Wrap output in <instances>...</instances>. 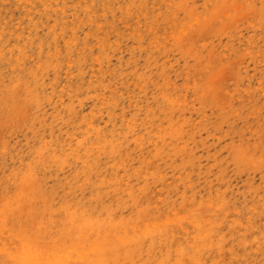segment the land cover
<instances>
[{
  "label": "rangeland",
  "instance_id": "1",
  "mask_svg": "<svg viewBox=\"0 0 264 264\" xmlns=\"http://www.w3.org/2000/svg\"><path fill=\"white\" fill-rule=\"evenodd\" d=\"M23 252L264 264V0H0V263Z\"/></svg>",
  "mask_w": 264,
  "mask_h": 264
},
{
  "label": "bare ground",
  "instance_id": "2",
  "mask_svg": "<svg viewBox=\"0 0 264 264\" xmlns=\"http://www.w3.org/2000/svg\"><path fill=\"white\" fill-rule=\"evenodd\" d=\"M193 215V214H192ZM160 222V221H159ZM141 226V225H140ZM172 229V228H171ZM193 229V228H192ZM187 230V229H186ZM204 232V231H203ZM188 238V237H187ZM196 238V237H195ZM194 238V239H195ZM92 245H94V244H92ZM112 245V244H111ZM100 246V245H99ZM97 244L96 245H94L93 246V249H99L100 247H99ZM114 246V245H113ZM108 248V247H107ZM73 249V248H72ZM91 249H92V247H91ZM27 250H28V248H27ZM45 250V249H44ZM96 251H98V250H96ZM104 252H105V249H104ZM103 252V253H104ZM19 253V252H18ZM94 253V252H93ZM5 255H7V254H5ZM104 256V255H103ZM94 257H96V255L94 256ZM101 257V256H100ZM8 258V257H7ZM7 258H6V260H7ZM19 258H20V260L22 261V263L23 264H35V262H36V258L33 256V254H30V253H27V252H23V253H21L20 255H19ZM103 258V257H102ZM111 258V257H110ZM96 259H98V258H96ZM103 260H105V259H103ZM16 261L18 262V260L16 259ZM99 261H100V259H99ZM76 263V262H75ZM103 263V262H102ZM1 264V263H0ZM47 264V263H46ZM81 264V263H80ZM94 264V263H93ZM101 264V263H100ZM107 264V263H106Z\"/></svg>",
  "mask_w": 264,
  "mask_h": 264
}]
</instances>
